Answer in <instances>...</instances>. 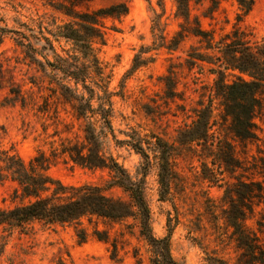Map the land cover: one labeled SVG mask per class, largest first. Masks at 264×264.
<instances>
[{
	"label": "rangeland",
	"instance_id": "374dc122",
	"mask_svg": "<svg viewBox=\"0 0 264 264\" xmlns=\"http://www.w3.org/2000/svg\"><path fill=\"white\" fill-rule=\"evenodd\" d=\"M119 3H125L128 12L104 18V40H92L103 84L112 93L113 131L105 129L101 135L103 151L136 179L148 167L145 195L153 231L159 237L171 234L178 260L242 264L243 250L230 222L233 210H245L243 224L264 244V88L258 94L261 105L254 119L257 138L241 139L226 115L216 90L219 75L213 69L220 68L222 49L234 39L235 31L251 44L264 42V0H255L247 14L238 0H189V18L177 0H0V148H12L26 161L44 153L50 163L48 173L65 184L108 185L110 169L90 168L74 159L75 148L86 144L87 123L101 129L100 116L80 117L58 84L62 80L75 87L73 80L48 66L43 71L19 41L32 43L51 61L56 54L67 57L76 53L73 41L55 35L72 21L65 11L90 12ZM39 52L37 57L46 63ZM137 56L143 62L134 68ZM98 69L94 67L91 74L97 76ZM226 74V82L239 75L249 79L238 71ZM79 90L83 92L81 85ZM99 103L92 100L94 107ZM209 103L213 144L179 145V133ZM158 139L176 146L167 198L162 197L159 183ZM134 143L144 147L149 162ZM16 187L10 179L0 181V207L27 201L14 198ZM239 192L247 193L244 202L236 200ZM107 193L128 198L121 187H111ZM80 227L86 229L84 241L78 235ZM3 235L0 229V264H150L149 244L133 218L86 217L80 226L36 222L23 232Z\"/></svg>",
	"mask_w": 264,
	"mask_h": 264
},
{
	"label": "trees",
	"instance_id": "16d2710c",
	"mask_svg": "<svg viewBox=\"0 0 264 264\" xmlns=\"http://www.w3.org/2000/svg\"><path fill=\"white\" fill-rule=\"evenodd\" d=\"M238 1L245 10V14L249 13L255 4V0ZM177 2L184 16L189 18V0H177ZM65 12L72 21L59 27L55 35L73 41L76 53L67 57L60 56L56 54L52 42L47 39L49 49L56 54L55 61H51L47 58V54L39 52L32 43L20 40L19 44L25 47L32 62L37 63L43 71H46L48 66L53 71L62 73L64 78L73 80L75 87L63 83L62 80H59L58 84L62 95L74 102L73 105L80 117H87L89 113L100 116L101 129L98 130L94 122L87 123L86 144L82 148L78 146L75 148L77 156L74 159L90 168H108L113 175L106 187L99 184L68 185L48 173L50 163L44 153L26 161L12 148H0V181L10 179L16 182L14 198L27 199L26 202L10 208L0 207V229L5 232L2 237L11 236L17 229L22 232L28 230L36 222L45 225L80 226L86 217L95 216L110 221L133 218L139 227L140 235L149 244L150 264H185L173 255L171 234L159 237L153 231L152 214L145 195V176L148 167L143 168L142 178L136 179L113 156L106 155L103 151L101 135L105 133V129L113 131L112 93L103 84L102 71L98 69L101 67L93 54L92 40L96 37L104 40V18L125 14L128 12V7L125 3H119L90 12L70 10ZM234 34V39L222 49L223 55L219 57L220 68L213 69V72L219 75L215 81L216 90L223 98L226 115L232 118V129L235 134L241 139H254L257 138L254 119L256 110L261 105L258 94L264 88V42L251 44L240 37L238 31ZM25 39L29 40L28 37ZM43 50H47V47L44 46ZM38 52L46 58V63L37 57ZM141 62L143 61H139L137 56L134 68L140 66ZM94 67L99 70L97 76L91 74ZM229 70L248 75L249 79L239 75L236 80L226 82V71ZM53 76L57 78L55 73ZM80 85L83 92L79 90ZM97 89L102 90L103 94L100 95ZM11 92L18 96L20 93L14 87ZM94 98L100 100L97 107L92 104ZM212 113L211 103L203 105L197 112L192 125L179 133L177 141L179 145L213 144ZM133 146L149 162L150 156L144 147L140 143H134ZM85 148L87 152L83 153ZM156 150L158 153L156 157L159 159L161 193L163 198H167L175 174L172 155L176 146L158 139ZM242 185L249 186L247 183ZM111 187H121L128 198L108 194L107 189ZM237 194L239 199L236 200L244 202L247 193ZM234 200L231 199L232 202ZM237 201L235 203H238ZM245 219L246 212L243 208L233 210L230 215V222L235 228L234 234L237 236L239 247L243 250L241 263L264 264V244L259 237L248 231L243 224ZM99 234L100 238H104L101 233ZM78 235L81 241H84L87 236L86 229L80 227ZM116 251L117 247L114 245V256ZM0 252H3V247ZM215 260V264H227L222 259Z\"/></svg>",
	"mask_w": 264,
	"mask_h": 264
}]
</instances>
